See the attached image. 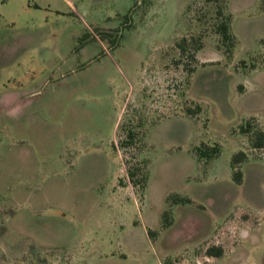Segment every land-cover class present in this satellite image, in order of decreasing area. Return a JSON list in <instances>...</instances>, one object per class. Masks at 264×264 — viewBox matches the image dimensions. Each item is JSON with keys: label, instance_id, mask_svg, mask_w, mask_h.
<instances>
[{"label": "rangeland", "instance_id": "1", "mask_svg": "<svg viewBox=\"0 0 264 264\" xmlns=\"http://www.w3.org/2000/svg\"><path fill=\"white\" fill-rule=\"evenodd\" d=\"M71 1L0 0V264H264V0Z\"/></svg>", "mask_w": 264, "mask_h": 264}, {"label": "trees", "instance_id": "2", "mask_svg": "<svg viewBox=\"0 0 264 264\" xmlns=\"http://www.w3.org/2000/svg\"><path fill=\"white\" fill-rule=\"evenodd\" d=\"M218 31H219V33L221 34V36H222V38H223V41H225V42H232V40H233V37H232V35H231V33H230V27H229V25L228 24H226V23H221L220 25H219V27H218ZM181 50L183 51V52H185L186 51V48L185 47H182L181 46ZM192 59L194 60V61H196V58L193 56L192 57ZM253 67H255V66H253ZM245 131V133H248V134H250L251 132L249 131V130H244ZM126 138L128 139V141H131V142H134V140L136 139V134L134 133V132H129L128 133V135L126 136ZM252 138V137H251ZM253 138H257V141L255 142V143H253L252 145V147L254 148V149H263L264 148V133L262 132V131H260V130H258V131H256V133L253 135ZM218 153H219V151H218V149L216 148L215 149V151H213V153L209 156V158L212 156H216V155H218ZM239 156V157H238ZM238 156H236L235 157V160H236V162L237 163H239L241 160H243V159H245L246 157H245V154L244 153H242V154H240V155H238ZM238 158H241L240 159V161H238L239 159ZM238 175V179H237V182H241V177H240V175L239 174H237ZM129 176H130V179H132L133 177H134V173H129ZM208 254H209V256H220L221 255V251L219 252H216V253H212V250L210 249L209 251H208Z\"/></svg>", "mask_w": 264, "mask_h": 264}, {"label": "crops", "instance_id": "3", "mask_svg": "<svg viewBox=\"0 0 264 264\" xmlns=\"http://www.w3.org/2000/svg\"><path fill=\"white\" fill-rule=\"evenodd\" d=\"M64 1L68 2L69 4H73L71 0H64Z\"/></svg>", "mask_w": 264, "mask_h": 264}]
</instances>
